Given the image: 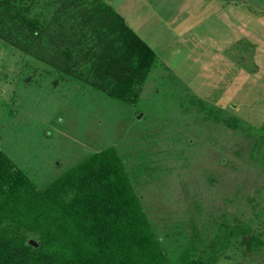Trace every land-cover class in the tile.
Segmentation results:
<instances>
[{"label":"trees","instance_id":"obj_1","mask_svg":"<svg viewBox=\"0 0 264 264\" xmlns=\"http://www.w3.org/2000/svg\"><path fill=\"white\" fill-rule=\"evenodd\" d=\"M0 40L23 54L21 76L13 80L25 82L33 97L47 100L51 95V106L28 113L30 121L42 126L41 111H55L58 120L65 119L64 107L72 99L66 101L64 85L77 94L90 88L92 98L101 93L115 107L111 99L136 104L158 62L156 52L109 0H0ZM249 46L236 60L251 53ZM28 71L41 78L31 81L23 76ZM16 100L11 97L7 121L0 118V264H221L235 255L236 264H257L255 257L264 248V219L255 211L264 186L246 191L236 204L230 199L233 211L228 207L203 214L200 196L192 193L191 199L187 190L185 201L174 208L162 203L154 208L137 179L147 172L140 161L138 172L128 166L115 145L85 154L39 186L31 167L46 147L31 150L3 141L8 133H24L20 122L30 123L25 117L13 121ZM239 101L232 106L240 109ZM227 111L221 120L213 110L206 115L229 127L232 121L234 133L242 119ZM21 148L33 157L23 167L17 162L23 157ZM229 148L222 151V166L232 165ZM242 199L246 208L238 211Z\"/></svg>","mask_w":264,"mask_h":264},{"label":"rangeland","instance_id":"obj_2","mask_svg":"<svg viewBox=\"0 0 264 264\" xmlns=\"http://www.w3.org/2000/svg\"><path fill=\"white\" fill-rule=\"evenodd\" d=\"M109 1L158 55V62L150 71L137 103L123 105L111 99L115 107L96 91L92 98L90 88L79 90L77 94L76 88L64 85L66 101L72 99L70 106L64 107L65 119L58 120L55 111L49 114L41 111L38 120L45 121L44 126L36 120L30 121L29 111L33 107L51 106V95L46 96L47 100L39 96L37 99L27 90L25 82L13 80L17 74L21 76L18 70L23 54L0 40V118L7 121L8 104L14 97L17 100L13 121L18 122L22 117L30 121L28 127V122L26 126L20 122L24 133H8L10 139L3 137L4 143L13 146L11 140L31 150L46 147V153L40 151L38 159L21 148L23 157L17 160L23 167L33 158L31 170L39 186L51 181L57 172L72 166L85 154L115 145L127 158L128 166L138 172L136 165L140 161L141 169L147 172L137 179L139 189L154 208L159 203L174 208L177 202L185 201L187 190L191 199L192 193L200 196L203 214L219 213L228 207L233 211L230 199L236 204L235 200H240L237 197L246 196V191L264 186V131L260 134L264 128L261 125L264 119V21L263 25L247 23V28L258 31L256 40L247 29L236 28L238 21L240 26L245 23V16L234 13L231 0L221 2L230 1L228 11L235 16L234 25L228 24L229 17L220 16V27L213 3L204 5L207 8L203 14L197 0ZM252 1L264 7V0ZM204 16H207L206 21ZM198 35H205L204 41ZM219 40L221 45L217 43ZM261 40L262 45L258 44ZM251 41H256L258 47H252L245 59L236 60L237 53L248 49ZM160 62H165L168 69ZM35 73L28 71L23 76L31 77V81L39 80L41 77ZM238 100L239 110L237 105L232 106L238 104ZM219 105L225 109L220 111ZM211 110L219 120L229 115L227 110L240 116L242 120L237 127L241 129L231 133L232 121L231 128L214 121L206 115ZM229 146L233 151L227 150L231 152L228 159H232V165L222 166L225 156L222 151ZM148 164L152 168H147ZM259 195L260 206L255 212L263 220L264 188ZM245 205L242 199L238 211L245 209ZM263 251L261 256L255 257L257 264H264ZM237 259L235 255L231 262L225 260L221 264H236Z\"/></svg>","mask_w":264,"mask_h":264},{"label":"crops","instance_id":"obj_3","mask_svg":"<svg viewBox=\"0 0 264 264\" xmlns=\"http://www.w3.org/2000/svg\"><path fill=\"white\" fill-rule=\"evenodd\" d=\"M217 2V5L215 4V2ZM233 2V7H234V13H244L245 16V23L242 24V26H240L239 21L236 25V28L238 29L240 27V29H247V32H250V36H254L256 38V36H258L256 33L258 32L257 30H252L250 28H247L249 22L253 23H257L258 25H263V21H264V7L262 6H258L260 5L259 3H255L252 0H231ZM209 3H213V11L215 13H217L219 22L218 25L220 27V23L222 21V19L220 18V16H224V17H229L228 20H230L231 22L229 23L227 19H224L223 21L228 22L229 25H234V22H232V19L235 17L233 14H230V12L228 11L230 6V1L224 4V1L221 2V0L217 1V0H197V6H201L203 9V14L205 13V8L204 5L209 4ZM217 6V8H216ZM203 20H207V16H204ZM162 21V20H161ZM252 33V34H251ZM193 35V34H192ZM191 35V36H192ZM222 35V34H221ZM220 35V36H221ZM205 35H198L199 39L203 40L202 37H204ZM264 39V38H263ZM256 40H258L256 38ZM204 41V40H203ZM217 43H219L220 45L222 44V41H218ZM198 44V43H197ZM205 44V43H204ZM258 44H263L262 40L258 43ZM256 43V41H251V45H253V47H258V45ZM261 51V49H260ZM264 51V50H263Z\"/></svg>","mask_w":264,"mask_h":264}]
</instances>
